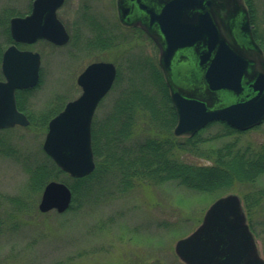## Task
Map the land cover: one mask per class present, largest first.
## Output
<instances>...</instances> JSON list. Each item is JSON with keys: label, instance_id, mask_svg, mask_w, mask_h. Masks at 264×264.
Returning <instances> with one entry per match:
<instances>
[{"label": "water", "instance_id": "1", "mask_svg": "<svg viewBox=\"0 0 264 264\" xmlns=\"http://www.w3.org/2000/svg\"><path fill=\"white\" fill-rule=\"evenodd\" d=\"M63 2L35 0L31 14L9 21L14 43L4 50L1 61L4 79L0 80V129L30 124L17 108L16 91L31 89L39 83L41 57L37 52L18 48L17 44H33L40 39L55 45L66 44L69 34L56 14ZM158 3L156 20L144 28L160 49V66L178 117L174 134L192 136L216 120L239 131L260 125L264 121V55L252 37L243 0ZM118 7L122 18V0ZM238 14L242 15L240 31L247 36L249 46L230 28L229 22ZM154 21L158 24L156 30L152 28ZM186 51V57L197 67L193 84L198 86L180 85L172 78L173 61L182 58ZM116 76L117 69L111 62L88 65L77 78L81 95L49 121L43 150L72 177L87 176L95 168L93 117ZM245 86L251 90L243 95ZM71 203L69 186L52 180L42 191L38 209L42 213H64ZM175 252L185 264H264L241 198L233 193L221 196L209 206L199 227L176 242Z\"/></svg>", "mask_w": 264, "mask_h": 264}, {"label": "rangeland", "instance_id": "2", "mask_svg": "<svg viewBox=\"0 0 264 264\" xmlns=\"http://www.w3.org/2000/svg\"><path fill=\"white\" fill-rule=\"evenodd\" d=\"M29 2L0 0V15L5 8L26 14ZM254 3L259 19L254 23L255 29L258 27L264 33V0H254ZM82 4L83 0H67L58 11L71 35L66 45L40 40L21 46L41 56V81L28 94L26 105L35 116L76 99L81 94L77 84L79 74L88 64L99 60L114 62L121 69L125 86L132 74H141L138 75L140 80L141 77L146 79L138 80L144 85L142 88L150 93L154 90L147 78L145 57L149 56L148 51H154V59L158 61L157 49L133 30L119 28L115 0H108L106 14L111 16L116 45L110 50H84L82 44L81 49L78 48L74 33L80 30L88 34L87 27L73 24L78 22V8ZM4 43L6 38L0 33V44ZM3 46L5 49L8 45ZM140 61L146 68L142 69L143 73L133 69L139 68ZM115 95L111 91L104 98L94 118L101 120L110 114ZM216 130V126L208 128L201 132L202 137H211ZM152 134L158 132L146 115L139 119L135 135L141 141ZM45 135L46 131L40 127L15 126L0 130V264H185L176 255V242L199 227L217 196L179 186L173 181L140 183L126 191L109 184L96 203H81L62 214L55 210L41 213L38 205L42 191L28 193V174L23 164L24 157L42 159ZM180 138L185 139V136ZM234 140L239 144H264V121L252 130L210 141L203 148H218ZM9 148L13 150L10 153ZM189 159L196 163L207 162L199 157L189 156ZM260 188H264V175L255 183L237 185L226 194H236L243 202L246 193ZM12 199L24 201V206H17ZM244 211L264 258V198L249 215L245 206Z\"/></svg>", "mask_w": 264, "mask_h": 264}, {"label": "trees", "instance_id": "3", "mask_svg": "<svg viewBox=\"0 0 264 264\" xmlns=\"http://www.w3.org/2000/svg\"><path fill=\"white\" fill-rule=\"evenodd\" d=\"M250 4L251 0H247ZM252 4V3H251ZM20 14L14 9L5 8L0 15V33L6 43L0 44V65L3 45L12 43L9 31L10 18ZM20 47L22 45H19ZM143 61V60H142ZM134 71L143 73V62ZM151 69L146 72L153 87L150 93L142 88L145 77L132 74V78L123 84V75L118 68V75L113 86L116 93L110 114L104 119L94 118L92 124V146L96 168L88 176L73 178L62 171L53 160L42 152V159L34 160L24 157L28 174L27 191L37 194L51 180L64 181L72 190L73 200L69 210L75 205H90L98 202L109 184L120 191L133 189L136 184L147 182L160 184L168 181L198 192L218 197L234 190L237 185L255 183L264 175V144L254 145L250 142L239 144L230 141L218 148H203V145L223 137L241 134L222 121H214L193 136L181 139L174 135L177 113L171 101L159 66L150 60ZM120 69V70H119ZM143 69V70H142ZM145 74V72H144ZM0 69V79H2ZM137 82V83H136ZM32 90L16 92L17 106L27 113L30 127H40L47 131L49 120L62 107L52 108L46 113L35 116L27 108L28 94ZM149 116L158 134L145 136L140 141L136 137L139 119ZM216 126L218 130L211 137H202L201 132ZM156 127V128H155ZM13 151V150H10ZM9 151V153H10ZM189 156L204 158L205 163H196ZM264 198V188L250 191L243 196L244 206L249 215L253 207ZM17 206H24V201L12 199ZM68 210V211H69ZM0 222V232H1ZM252 228V225L250 224ZM58 264H66L61 262Z\"/></svg>", "mask_w": 264, "mask_h": 264}, {"label": "flooded vegetation", "instance_id": "4", "mask_svg": "<svg viewBox=\"0 0 264 264\" xmlns=\"http://www.w3.org/2000/svg\"><path fill=\"white\" fill-rule=\"evenodd\" d=\"M35 0H30L28 3V12L26 15L31 14L34 6ZM67 0H64L63 4L57 9V18L66 28L63 19L58 15V11H60L66 4ZM119 1L115 0L116 4V11H117V19L120 25V29H127L133 30L134 33H138L137 36L139 38L150 40L156 47L158 52V58H160V49L155 40L148 34L144 27L150 25L151 21L156 20V17L159 14L160 0H122V13L124 16L121 18V14L119 12ZM88 2H91L90 4ZM93 2V3H92ZM108 0H83L82 6L78 8V22L75 21L73 24L77 26L87 27L88 34L86 32H81L80 30L74 33L75 42L79 49L80 45L82 44V48L85 50H110L112 49L115 44L116 36L113 35V27L111 23V16L106 14L108 10L106 8ZM244 6L248 12L249 20H250V29L252 33V37L255 42L258 44L260 49L264 55V33H262L258 27L255 29L254 23L256 20L258 21V16L256 14V6L254 5V0H251L249 4L247 0H243ZM110 4V3H109ZM112 6V4H111ZM103 8V9H102ZM103 11V12H102ZM105 11V12H104ZM242 15L238 14L234 17L230 22L229 25L232 29L233 34L244 44L249 46V41L247 36L243 35L240 31V23H241ZM110 20V21H109ZM116 27V26H114ZM220 27V23H219ZM152 28L156 30L158 28V24L156 21L152 23ZM67 30V29H66ZM84 31V30H83ZM68 32V31H67ZM240 32V33H239ZM70 39L71 35L68 32ZM123 33L121 34V36ZM122 37H125L124 35ZM40 41V40H38ZM70 41V40H69ZM67 44V43H66ZM64 44V45H66ZM63 46V45H62ZM188 52L182 53V58H176L172 63V78L173 80L184 86H198V84H193L194 75L197 73V67L193 62H190V58H187L186 55ZM145 57L146 60V68L149 70L151 69L150 60L154 62V64L159 66V59L156 61L154 51H148ZM187 56V57H186ZM143 60V58H142ZM109 62L106 60H99L95 62ZM94 63V62H92ZM91 64V63H90ZM256 65L257 63L254 62ZM89 65V64H88ZM87 65V66H88ZM258 68L261 69L260 64H257ZM86 68V67H85ZM198 75V74H197ZM196 75V76H197ZM246 87V92L243 95L250 93L251 88L249 86Z\"/></svg>", "mask_w": 264, "mask_h": 264}, {"label": "bare ground", "instance_id": "5", "mask_svg": "<svg viewBox=\"0 0 264 264\" xmlns=\"http://www.w3.org/2000/svg\"><path fill=\"white\" fill-rule=\"evenodd\" d=\"M17 16H23V15H17ZM40 79H41V74H40ZM170 97H171V93H170ZM171 101H172V100H171ZM16 103H17V99H16ZM172 103H173V102H172ZM17 107H18V106H17ZM258 126H259V125H258ZM258 126H256V127H258ZM256 127H254V128H256ZM252 129H253V128H252ZM252 129H249V130H252ZM202 130H203V129H202ZM200 131H201V130H200ZM200 131H198V132H200ZM246 131H248V130H246ZM198 132H197V133H198ZM242 132H244V131H242ZM175 136H176V135H175ZM177 137H180V136H177ZM93 153H94V151H93ZM94 160H95V156H94ZM95 168H96V162H95ZM95 168H94V170H95ZM94 170H93V171H94ZM90 174H91V173H90ZM90 174H89V175H90ZM87 176H88V175H87ZM84 177H85V176H84ZM41 195H42V194H41ZM40 199H41V198H40ZM39 202H40V201H39ZM71 205H72V203H71ZM70 207H71V206H70ZM69 209H70V208H69ZM69 209H68V210H69ZM68 210H67V211H68ZM51 211H52V210H51ZM55 211H56V210H55ZM56 212H57V211H56ZM183 238H184V237H183Z\"/></svg>", "mask_w": 264, "mask_h": 264}]
</instances>
